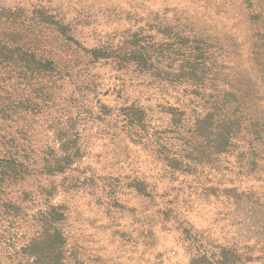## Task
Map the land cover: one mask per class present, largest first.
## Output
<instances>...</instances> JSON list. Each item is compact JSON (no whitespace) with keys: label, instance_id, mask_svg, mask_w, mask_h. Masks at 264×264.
Instances as JSON below:
<instances>
[{"label":"rangeland","instance_id":"374dc122","mask_svg":"<svg viewBox=\"0 0 264 264\" xmlns=\"http://www.w3.org/2000/svg\"><path fill=\"white\" fill-rule=\"evenodd\" d=\"M245 6L0 0V150L26 170L0 184V264H51L53 207L62 264H264V29ZM211 112L239 124L224 153L194 132Z\"/></svg>","mask_w":264,"mask_h":264},{"label":"trees","instance_id":"16d2710c","mask_svg":"<svg viewBox=\"0 0 264 264\" xmlns=\"http://www.w3.org/2000/svg\"><path fill=\"white\" fill-rule=\"evenodd\" d=\"M243 2L244 4H246L245 8L251 11V13H249V16L247 17L248 22H252L251 24L257 26L258 24H260L261 27L264 29V0H243ZM257 35L259 36V38H257V41L260 43L257 49L260 50L262 49V47H264V33H258ZM190 65V67H193L191 68V71L183 72L186 76L195 77L196 72L208 74L204 64L201 65L192 63ZM198 65H200L201 67H199ZM221 68L227 69V66H222ZM233 96L234 93L232 91L230 93L225 94L226 98H232ZM2 112H4V110H2ZM142 114L143 112H141V110H137L135 115L131 113L132 117H134V120L136 119L132 123V125L140 126V122L143 119ZM215 116L216 114H213V112H211L204 114L203 118H200V120L196 119L193 123L194 132H197V135H199L198 138H204V140L207 142L209 137H213V142L215 143L216 150L220 153H224L230 147L232 139L235 137L237 131L239 130V124L234 118L230 116L223 115L220 118H215ZM186 153L187 154L185 155V157H190L194 154L196 157L198 156V152L195 150V148L194 150L191 149V151H188ZM0 156L4 157L0 160V184L4 183V180L6 179L9 180V178L13 180L14 178H19L20 180H23L24 175L26 174V170L24 164L18 161V157L15 154L14 156H9V149L0 150ZM171 161H173V164L169 165H174L173 167L175 168L180 163L176 159ZM9 170L12 175H9ZM138 185H140L138 186L139 190L142 193H145L144 185ZM4 206L7 207L6 205ZM62 217V214L59 215L57 213V208L53 207L48 212L44 213V215L40 219L42 223L41 228L43 229V232L40 234L41 236H39V238H42V236L44 237L45 241L43 242L44 244H46L48 251L46 250L47 248H45V252L43 251L44 249H42L39 252H36V254H39L42 257L46 256L45 258L49 262H51V264H62L61 255L63 253L62 247L64 245V239L59 234L58 228H55V226L53 225V223H57ZM199 261L200 259L197 258L193 262V264H198Z\"/></svg>","mask_w":264,"mask_h":264}]
</instances>
